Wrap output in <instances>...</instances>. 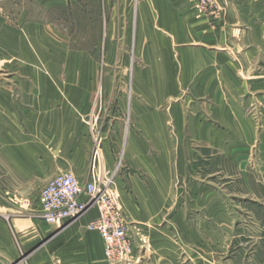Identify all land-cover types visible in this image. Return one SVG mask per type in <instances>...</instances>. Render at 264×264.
<instances>
[{"label":"crops","instance_id":"crops-1","mask_svg":"<svg viewBox=\"0 0 264 264\" xmlns=\"http://www.w3.org/2000/svg\"><path fill=\"white\" fill-rule=\"evenodd\" d=\"M214 1L0 0V264H107L94 208L39 217L51 177L88 179L94 137L133 264H234L257 236L264 0Z\"/></svg>","mask_w":264,"mask_h":264},{"label":"built area","instance_id":"built-area-1","mask_svg":"<svg viewBox=\"0 0 264 264\" xmlns=\"http://www.w3.org/2000/svg\"><path fill=\"white\" fill-rule=\"evenodd\" d=\"M194 1L201 11H207L215 4L214 0ZM94 143L88 179L80 182L71 172L51 177L38 195L39 217L46 223L63 225L95 208L97 216L86 229L100 235L107 264H133V241L113 190L112 178L102 170L98 137H94Z\"/></svg>","mask_w":264,"mask_h":264},{"label":"rangeland","instance_id":"rangeland-1","mask_svg":"<svg viewBox=\"0 0 264 264\" xmlns=\"http://www.w3.org/2000/svg\"><path fill=\"white\" fill-rule=\"evenodd\" d=\"M215 2V1H214ZM262 50L264 51V44H262ZM120 64L118 63L117 66ZM0 67H2L0 65ZM99 67H104V63L99 61ZM253 117L255 118L257 128L262 127L261 116H262V107L258 101L257 106L252 109ZM90 128V125H89ZM91 132L95 133V129L91 128ZM95 136V135H94ZM93 138V136H91ZM94 141V138H93ZM95 145V143H94ZM95 209V208H94ZM96 210V209H95ZM258 220L254 222L256 225V235L255 238L249 239L242 237L241 243L237 245L236 248H233V256H235L234 264H264V234L260 236V232L264 231V209H257ZM244 223V220H242ZM253 235V231L251 233Z\"/></svg>","mask_w":264,"mask_h":264}]
</instances>
